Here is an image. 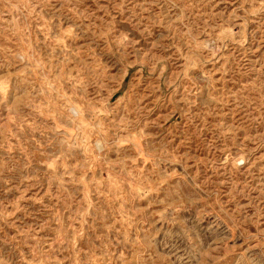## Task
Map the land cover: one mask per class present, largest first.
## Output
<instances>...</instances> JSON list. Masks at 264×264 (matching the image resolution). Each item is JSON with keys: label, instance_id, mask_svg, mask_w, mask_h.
I'll return each instance as SVG.
<instances>
[{"label": "rangeland", "instance_id": "rangeland-1", "mask_svg": "<svg viewBox=\"0 0 264 264\" xmlns=\"http://www.w3.org/2000/svg\"><path fill=\"white\" fill-rule=\"evenodd\" d=\"M0 264H264V0H0Z\"/></svg>", "mask_w": 264, "mask_h": 264}]
</instances>
